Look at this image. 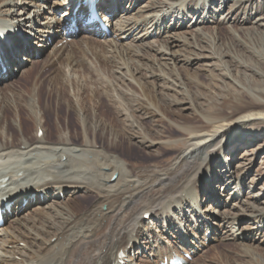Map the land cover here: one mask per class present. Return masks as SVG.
I'll use <instances>...</instances> for the list:
<instances>
[{
  "label": "bare ground",
  "instance_id": "bare-ground-1",
  "mask_svg": "<svg viewBox=\"0 0 264 264\" xmlns=\"http://www.w3.org/2000/svg\"><path fill=\"white\" fill-rule=\"evenodd\" d=\"M50 1L52 5L48 6ZM137 1L125 0L118 4V0H0V70L4 68L2 73L0 71V82L7 87L3 89L0 86V209L5 222L0 228V264H134L128 262V254L134 247H137L134 254L150 249L149 254L156 258L155 261L162 259L163 255L170 258L176 253L186 260L174 247L176 245L185 253L194 251L188 246L189 232L183 230L180 233L182 221L177 222L178 217H175L178 212L185 220L194 223L193 229L198 227L200 231L206 226L217 234L218 229L222 228L221 233L224 231L223 212L218 207L222 204L214 195H204L206 193L199 191L194 184L199 181L197 174L200 171H204L207 178L214 179V175L208 174L213 164L212 150L225 141L226 133L233 134L244 127L240 133L245 135L252 128L264 125V90L258 88L262 83L255 81L252 75L257 74L251 72L253 64L263 66L261 71H264L263 56L250 50L236 37L234 42L242 44L246 55L232 46L234 61L237 60L233 64L251 72V75L244 74L238 78L253 94L229 87L234 90L232 93L236 101L228 105V97L222 94L221 102L226 108L228 105L229 110L224 107L217 110L216 106L211 105L208 110L210 114L203 113L200 122L172 125L171 128L180 136L159 142L164 143L170 154L173 153L166 164L146 166L135 162L132 155L137 151L150 158L159 155L156 150L158 132L147 131L138 119L145 117L148 111L163 118L159 111L163 105L158 104L153 88L143 86L136 75L144 76V83L150 81L155 85L158 79L168 81L167 76L178 79L179 68L184 63L208 59L206 54L201 53L204 50H196V46L205 49L198 44L203 42L202 38L191 37L193 40L187 42L186 32H174L167 38L162 36L163 39H159L158 35V46L149 42L144 46L143 52L150 53L153 60H164L161 63L164 74L157 72V67H154V63L152 66L145 55L143 57L130 47L123 49L121 44L127 37L144 41L159 34L167 19L164 10L171 14L177 8L176 20L184 18V21L186 17H191L190 7L195 3L197 5L199 0H147L133 10ZM249 1L236 0L222 22L232 20L231 29L234 25L249 22L244 17L229 16L233 8ZM206 4L207 1L202 0L204 8ZM120 5L124 6L123 11L117 13ZM93 6L99 9L104 21L102 25L111 24L112 30L106 31L104 26L90 17L88 8ZM196 11L193 13L195 17ZM199 18V24L203 25L201 30H206V14L197 15ZM183 21L174 22L171 29H181ZM196 22L195 25L198 24ZM254 24L262 28L259 33L263 35L264 22ZM216 29L218 34L219 30ZM198 31L200 29L194 32ZM235 31L241 29L235 28L232 33ZM24 36H32L33 41L28 44ZM182 36L187 54L180 58L167 50L168 46L170 49L179 45ZM53 40L55 42L50 48L52 55H43ZM102 42L103 46L100 45ZM93 45H97L95 50ZM191 45L193 48H190ZM81 52H84V57ZM210 54L209 57L216 55L220 59L223 55H230L222 47H216ZM137 56L145 58L146 63H141V58L138 60ZM78 59L79 63L76 62ZM250 60L251 63L247 64ZM165 61L183 64L169 72V69L166 70L169 62ZM26 62L31 65L27 67ZM41 64L43 67L54 64L57 73L51 77V72L36 73L39 80L31 87L28 97L23 91H18L19 80L26 83L27 76L21 73L23 76L18 79L11 77L14 74L10 73V68L22 67L21 70L25 69L29 74L33 71L34 75V66ZM69 67L70 73L66 71L59 78L58 72ZM94 67H99V70L96 71ZM50 70L54 69L50 67ZM45 76L44 87L39 81ZM70 81L73 85H70ZM69 86L74 97L69 95ZM194 87L201 90L198 83ZM177 92L184 99H174L173 102L186 108L189 101L185 93L179 89ZM200 95L192 92L191 97L195 99ZM164 97L166 104H169L168 94H164ZM105 107L110 113L103 110ZM65 108L66 113H63ZM8 111L13 113L12 118H6ZM107 117L111 121L106 122ZM53 119L59 127L55 137L50 139L47 136L48 128L53 125ZM74 119L81 132H72ZM233 124L234 129L231 128ZM39 130L42 131L41 135H38ZM220 148V154L226 150L225 147ZM47 156H51L49 163ZM241 170L243 167H240ZM115 172L117 176L113 178ZM60 193H64L66 200L61 199ZM202 196L210 200L211 207L204 210L211 213V224L204 220L208 213L197 210V202ZM90 198L95 200L76 211ZM104 204L105 210L102 209ZM29 206L30 211L22 215V210ZM172 209L177 213L171 214ZM187 212H192L191 216L188 214L191 221ZM146 214L157 220L163 216L170 227L177 224L179 233L175 241H167L168 245L159 244L156 249L151 244L152 233L138 235L139 224ZM249 214L254 218L264 215L254 209ZM213 216L217 218L213 219ZM6 222L13 226V237L5 233ZM40 235L45 238H40ZM239 236L233 234L235 239ZM39 239L43 242H39ZM20 242L36 249L27 252L25 247H20ZM14 244H17L15 249L8 248ZM16 254L21 257L20 262L12 259Z\"/></svg>",
  "mask_w": 264,
  "mask_h": 264
},
{
  "label": "rangeland",
  "instance_id": "rangeland-1",
  "mask_svg": "<svg viewBox=\"0 0 264 264\" xmlns=\"http://www.w3.org/2000/svg\"><path fill=\"white\" fill-rule=\"evenodd\" d=\"M121 1L123 3L125 2V0H118L117 3L119 4ZM146 1L147 0H138L136 4H134L133 6V10L136 7V5L140 6L141 4H144ZM149 1H153V0H149ZM206 1L207 4L205 8L204 6L201 5L202 0L198 1L197 4L198 7L196 3L192 5V7H190L192 9V11L190 10L191 17H186L184 21H183L184 18H180V20L179 19L176 20V17L178 16V10H176L177 8L173 9L171 14L169 12H165L164 10L163 13L166 14L167 19L164 21L160 29L161 31L156 36L154 34V36L144 41L132 40L131 39L132 36H130V38L127 37L125 38L124 41H122L123 44H121V46L123 49L130 47L136 50L138 53L142 54L143 57L145 55L148 61L152 63V66L154 63V67L155 66L157 67L156 71L159 72L160 74H164L161 71L162 70L161 63H164V60L162 61L153 60L150 53L143 52V48L146 45V43L149 42L157 45L158 35H160L159 39H163V37L167 38L169 34L171 35L174 32L176 33L186 32L188 33L185 34V37L188 38L187 42H191L193 40L191 37L193 38L201 37L204 43L199 42L198 44L200 46L205 47V49L196 46V50L198 52L204 50L201 53L206 54V56H208V59L202 58L199 61L195 60L196 62L192 64L184 63V65L179 68L178 79H176L175 76L173 77L167 76L168 81L165 80L161 81L160 79H158L156 80V82L158 83L153 85V83H151L150 81L148 83L147 82L144 83L143 82L144 76H141L140 74L136 75L137 80L141 82L143 86L153 88L154 93H156L158 104L161 106L163 105V109L159 110L160 113L163 115V118H161L158 114L155 115L150 111H148L145 117L138 119V121L140 122L139 124H142L143 128L147 129V131L152 130V132L153 131L158 132V136L156 137V141L158 142V144L156 145V150L159 152V155L156 156V158H150L148 155H145V153L143 152L141 153L137 151L136 154L133 155L131 154L133 156L132 160L135 162L146 164V166L153 164L156 165L166 164L173 155V153L170 154V152L167 151L166 149L167 147L164 145V143L160 144L159 142H163L164 140L167 139L169 140L170 138L174 139L180 136V134L177 131L171 128L172 125H182L187 123L200 122L203 113L210 114V111L208 110L210 109L211 105L216 106L215 108L217 110H222V107L226 108L225 106L221 105L222 94H225L228 97L229 99L228 105L233 104L236 101V99L234 98L235 94L233 95L232 91L234 90L232 89L244 90L246 92H251L253 94V91L249 87H247L245 84L239 81L238 78L239 76L244 74L251 75V72L257 74L255 76L252 75V78L257 82L260 81L259 83L262 84L258 88L264 90V71L263 70L261 71V68L263 66L259 67L253 64L254 68L251 70V72H249L247 68L242 69L236 64L235 65L233 64L237 60L234 61L235 56L233 50H231V47L233 46L235 50L237 48L238 51L246 55L244 53V48L242 44L239 42L238 44L234 42L235 38L237 37L241 39L245 43V45L248 46L250 50L252 49V51L256 53H260L263 56L262 58L264 59V34L262 35L261 33H259L260 31L259 29L262 28H257V25L254 24V23L264 22V0H251L239 6L238 8H233L231 10V13L229 14L231 18L237 15L240 19H243L244 17V19L250 21L244 23V25L241 23L240 25L239 24L234 25V28L232 27V29L229 28L230 22H232V20L229 21V19H226L225 22H222V19H224V17L229 13V8L231 7L232 4L234 5L236 0H206ZM49 5L50 6L52 5L51 1L48 3V6ZM123 8L124 6L120 5V8L118 9L117 13L122 12ZM186 8L187 7L185 6L184 7L185 11ZM195 9L197 10L196 17L193 14ZM207 11H209V13H207ZM205 14H206L205 20L207 21L206 22L207 28L206 30H201L203 25L199 24L200 18L197 19V15L202 16ZM55 16L59 18L58 14H56ZM181 16L182 14H180V17ZM33 17L36 16L33 14ZM181 19L183 21L181 29L180 28L171 29L175 23L181 22ZM195 20L197 21L196 23H198L196 25H195ZM163 26H165L166 28H163ZM241 26L245 27L244 29H248V30L244 31L243 28H241ZM107 28L112 30L113 26L110 24L107 26ZM216 28H218L219 30L218 34L216 32L217 30ZM235 28L241 29V31H235L234 33H232L233 29ZM196 29H200V31L194 32ZM183 37L184 36L180 38L179 45L173 46L170 49L168 46L167 51L173 52L175 55L178 54V57L180 58L183 57L185 54H187V52L185 51V47L182 44ZM23 38L24 41H26L28 44L33 41L32 36H27V37L24 36ZM67 40H69V38ZM53 42H55V40H53L48 47L46 46L47 48L45 47L47 50L44 48L45 52L43 53V55L45 54L46 56L47 53H50L52 55V52H50L51 50L50 48L51 45H53ZM160 44H161V40H160ZM100 45L103 46L104 42L100 43ZM96 47L97 45H93L94 50L96 49ZM216 47L225 48V51L230 55H223L221 59L218 58L216 55L209 57L211 55L210 52ZM190 48H193L192 45L190 46ZM83 54L84 52H81V56H83ZM45 56L43 58H45ZM139 57L141 58L140 62L145 64L146 63L145 58L141 56H137L136 58L139 60ZM92 61H94V58L92 59ZM76 62L79 63L80 59H78ZM165 62H169V61H165ZM27 63L28 62H26V64ZM250 63L251 60L247 62V64ZM182 64L183 63L175 64L174 62L170 61L169 65L166 66L167 67L166 70L169 69V72L170 71L173 72L175 69L178 68V66H181ZM30 65L31 63H28L27 67ZM53 65L54 64L48 67H43L42 64L38 66H34L33 68L35 72L34 75H33V71L29 74L25 71V69L21 70L22 67L15 68L13 70V67L11 66L10 73L14 74L11 77H14L16 79H18V77L20 78L24 74L27 76L26 83L21 79L19 80L20 84L18 85V91L21 90L26 94V96H28L31 87H33L39 80L38 78L39 76H36V73L38 75L40 71L47 73L51 72L49 75V77H51L57 73L56 67H53ZM50 67H52V69L54 70H50ZM2 69L0 70L1 73L4 71V68ZM94 69L98 71L99 67H94ZM64 72L70 73V67L67 68L66 70L61 69V71L58 72L59 78H60V74L63 75ZM21 73L23 75H20ZM261 73H263V75H261ZM252 78L251 80H253ZM46 79L47 76L41 78L39 81L41 85H44V87L46 86ZM16 82L18 81L16 80ZM1 83L2 82H0V86H2L3 89H5L6 86H4ZM193 83L195 84L198 83V85L201 86L200 88L201 92L198 91V88L194 87L195 84ZM70 85L73 84L71 83ZM178 85H180V88L178 87ZM165 87L167 88L169 87V89ZM229 87L232 89H230ZM178 89L182 90L185 93V98L186 100L191 102V105L188 102L189 104L187 103L186 104L187 107L185 108L184 107L185 105H181L180 103L173 102L174 99L180 101L184 99L183 95L177 92ZM68 91L70 93L69 94L70 97H74V95H72L73 92L71 86L68 87ZM192 92H198L201 95L194 99L193 97H191ZM227 93L229 94L227 95ZM164 94H168L170 99L169 104H166L167 100L165 99ZM228 105L226 108L227 110H229ZM103 110H107L108 113H110V111L106 107L105 109L103 108ZM63 113H66V108L64 109ZM12 114L13 113L11 111L6 112L7 115L6 118H12L13 116ZM79 115L80 118L82 119L81 112ZM74 117L76 118V116ZM9 120H8V125H9ZM105 121L109 122L111 121V119L107 117ZM52 124L53 125H51L48 128L49 135H47L48 138L50 139L55 137L56 131L59 127V124L54 119L52 120ZM136 127H134V129ZM71 128H72V132L74 131L81 132V128L77 123L76 119L73 120V124ZM231 128L234 129V124L231 125ZM243 129L244 127H242V129L239 130L238 132H234L233 134L226 133L224 135L225 141L223 140L224 142H221L220 146L218 145L212 150L213 164H212L211 172H209L210 171L209 170L208 174L214 175L216 178H218V180L215 177L214 179L209 177L207 178L206 173L204 171H200L197 174V179L199 181H196V183L194 184V186L196 185L195 188H197L202 193L203 192L206 193L204 195L212 194L214 195V197H216L219 200L220 204H222L221 206L218 207L219 210H222L223 212L224 231H222L221 233L222 228L221 230L218 229V234H217L212 231L211 227L207 228L206 226L205 227L203 226V228H201L200 231L198 227H195V229H193L194 223H190L187 219L185 220L183 216H181V213L180 214L179 212L177 213L176 210L172 209L171 211L172 212L171 214L177 213L175 215V217H178V219H176L177 222L180 220L182 221V223L180 221L182 226V230L180 233H183V230L189 232L188 246L192 247V249L195 251V252L193 251L194 254L192 251H189L192 257L187 264H264V215H262L259 218H254L252 215L249 214L251 209H254L257 212L264 213V125L263 126L258 125V127L252 128V130L245 135L240 133L243 131ZM33 132H34V128L31 129V134H33ZM15 133L19 135L18 132ZM102 141L105 142L104 139H102ZM99 144L100 143H98L97 146H99ZM220 147H225L226 149L221 154H220V150H221ZM117 153L118 156L120 157L121 156L120 152L117 151ZM50 158L51 156L46 157L48 163L50 162ZM60 159H63V157H61ZM237 165L243 167V170L239 171L240 167H236ZM103 169L105 170V168ZM108 171L109 170H106V172ZM114 176L116 178L117 172L113 174V177ZM237 181L238 183H236ZM234 187L235 190H233ZM60 196L63 201L66 200V196L64 195V193L63 194L60 193ZM94 200L95 199L90 198L87 201L83 202L81 204V208L78 207L76 211H79L83 207L88 206ZM185 207L190 210L192 209L191 206L190 207L185 206ZM207 207L208 208L211 207L210 200L207 201V199H203V196L202 198L200 197V202L199 203L197 202V210L203 214L208 213V216L204 217V220H208L211 224V219L209 216L211 215V213L204 210V208ZM29 209L30 206L24 208L22 210L23 212L22 215H25L28 211H30ZM102 209L103 210L106 209L105 204L102 206ZM49 212L51 211L49 210ZM188 214H190L191 216L192 212L191 213L187 212V217L191 221V218ZM49 215L52 214L49 213ZM216 218L217 217H214L213 219ZM9 224H10L9 222H6L5 225L6 232L5 231L4 232L9 237H13L14 235L12 233L13 226H10L11 224L10 225ZM216 224H218V221L216 222ZM3 225H0V228H2ZM230 231L232 232L230 233ZM149 232L152 233L153 235V237L151 238V244L153 247H156V249L158 248L157 246L159 244H163V243L166 244L167 241H172V242L175 241V236L177 235V233H179L177 224H174V226L170 227V225H168L166 221V218L164 219L163 216H161L157 220L156 218L155 219H153L152 217L149 218V216L146 215L143 218V221L140 222L139 224L138 235L141 233L147 235ZM233 234L235 235L240 234L241 237L239 236V238L235 239V237H233ZM40 238L43 239L45 237L40 235ZM39 242L42 243L43 240H40ZM19 245L20 247L21 246L25 247L27 252L36 249V247H31V248L27 247L23 242H20ZM16 247L17 244H14L9 246L8 248L15 249ZM174 247L179 252H181V249H179L176 245ZM136 248L134 247V249L130 252V254H128L129 255L128 257H130L128 259V262L131 261V263L134 264H157V263L160 264L158 261H155L156 258L152 254H149L150 249L148 251L147 249L139 250V254H134V251L137 250ZM142 252L143 255L144 253H146L145 257H142L143 256L141 255ZM12 259L14 261L20 262L21 257L18 254H16Z\"/></svg>",
  "mask_w": 264,
  "mask_h": 264
}]
</instances>
